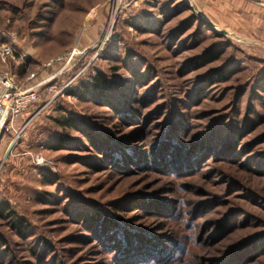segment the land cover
Segmentation results:
<instances>
[{
	"label": "rangeland",
	"instance_id": "obj_1",
	"mask_svg": "<svg viewBox=\"0 0 264 264\" xmlns=\"http://www.w3.org/2000/svg\"><path fill=\"white\" fill-rule=\"evenodd\" d=\"M19 2L17 56L66 89L0 143V264H120L123 236L176 242L158 264H264V0ZM175 148L198 165L156 170Z\"/></svg>",
	"mask_w": 264,
	"mask_h": 264
},
{
	"label": "built area",
	"instance_id": "obj_2",
	"mask_svg": "<svg viewBox=\"0 0 264 264\" xmlns=\"http://www.w3.org/2000/svg\"><path fill=\"white\" fill-rule=\"evenodd\" d=\"M112 26L111 19L109 30ZM74 57L75 52H72L67 63H70ZM16 60L17 53L13 45L0 44V63L8 64ZM77 76H80V73ZM65 89L66 87H63L60 91H56L52 86L25 89L7 72L0 71V137L4 133L11 136L7 152L12 153L17 148L29 126L63 94ZM43 97H46L45 100ZM21 121L22 125L19 126L18 123ZM43 151L44 148H41L38 152H28L24 155L29 156L34 165L54 170L55 165L43 157Z\"/></svg>",
	"mask_w": 264,
	"mask_h": 264
},
{
	"label": "trees",
	"instance_id": "obj_3",
	"mask_svg": "<svg viewBox=\"0 0 264 264\" xmlns=\"http://www.w3.org/2000/svg\"><path fill=\"white\" fill-rule=\"evenodd\" d=\"M38 119V118H37ZM11 136L9 134L4 133L0 137V143L6 138ZM233 147L227 146L223 147L221 151L218 153L216 151L215 156L216 157H222L228 154ZM204 147L200 150H202L203 154H209L211 153V149L208 148V151L203 150ZM159 151V150H158ZM170 151H174L173 155L171 158L167 161L165 160L167 155H170L169 153H165L164 155L160 154H155V163L154 166L156 170L159 171H164L166 170H173L176 172H181V171H186L190 170L192 167L191 165H198V160L194 162V160L189 159V153H184L185 151H180V149L175 148V149H170ZM183 152V153H182ZM129 157V156H127ZM126 157V158H127ZM161 158V159H160ZM128 159V158H127ZM108 160V158H107ZM171 160V161H170ZM110 163V160H108ZM123 162V161H122ZM142 163H137L135 164L137 167H139L140 164ZM112 166L114 167H120L122 165L119 164V161L116 163H112ZM123 167V166H122ZM12 212H10L9 207L4 204L0 203V218H9L12 216ZM22 226V225H21ZM100 233L103 232V229L99 231ZM124 238V236H123ZM121 239L118 245H120L121 248H119V262L120 264H158V263H163V262H168L170 258H172L171 255V247L172 245L175 246L176 242H170V248L166 247L163 245L162 240H157L154 239L153 237H137L134 239ZM102 240H104L102 238ZM106 241H104L103 246L107 245ZM118 248V247H117ZM169 248V249H168ZM248 248V247H246ZM228 264V262H227Z\"/></svg>",
	"mask_w": 264,
	"mask_h": 264
},
{
	"label": "crops",
	"instance_id": "obj_4",
	"mask_svg": "<svg viewBox=\"0 0 264 264\" xmlns=\"http://www.w3.org/2000/svg\"><path fill=\"white\" fill-rule=\"evenodd\" d=\"M19 1L0 0V44H12L14 48L16 46L17 48L25 49L27 46L21 45V42L19 44L18 40L14 39V35L10 34L14 32V26L17 23L16 18L13 19V17L22 9ZM32 59L27 51L23 55L17 56L16 61H11L8 64L0 63V71L7 72L25 89H39V87L45 86L47 82L51 81L55 75L48 76L44 71L40 70L30 73Z\"/></svg>",
	"mask_w": 264,
	"mask_h": 264
},
{
	"label": "clouds",
	"instance_id": "obj_5",
	"mask_svg": "<svg viewBox=\"0 0 264 264\" xmlns=\"http://www.w3.org/2000/svg\"><path fill=\"white\" fill-rule=\"evenodd\" d=\"M180 207L183 209L185 207V202L183 199L180 200ZM179 222L184 224L188 233H190L188 240L192 245H196V238H197V232L198 229L196 227L195 222L189 223L188 218L186 215L182 216V218H179Z\"/></svg>",
	"mask_w": 264,
	"mask_h": 264
}]
</instances>
